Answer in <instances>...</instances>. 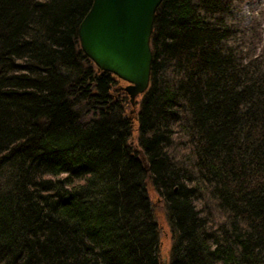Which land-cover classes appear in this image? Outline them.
Returning a JSON list of instances; mask_svg holds the SVG:
<instances>
[{
    "label": "trees",
    "instance_id": "1",
    "mask_svg": "<svg viewBox=\"0 0 264 264\" xmlns=\"http://www.w3.org/2000/svg\"><path fill=\"white\" fill-rule=\"evenodd\" d=\"M242 1L161 0L130 113L80 46L92 0H0V264H161L151 193L168 264H264V42Z\"/></svg>",
    "mask_w": 264,
    "mask_h": 264
},
{
    "label": "water",
    "instance_id": "2",
    "mask_svg": "<svg viewBox=\"0 0 264 264\" xmlns=\"http://www.w3.org/2000/svg\"><path fill=\"white\" fill-rule=\"evenodd\" d=\"M160 1L92 0L77 26L80 46L88 57L98 68L125 81L122 87L132 108L149 82L150 34Z\"/></svg>",
    "mask_w": 264,
    "mask_h": 264
},
{
    "label": "rangeland",
    "instance_id": "3",
    "mask_svg": "<svg viewBox=\"0 0 264 264\" xmlns=\"http://www.w3.org/2000/svg\"><path fill=\"white\" fill-rule=\"evenodd\" d=\"M236 17L240 21L241 25H244V29L247 30V34L253 32V28L260 31L259 41L254 44V46H260L264 42V0H243L239 10L236 12ZM135 106L132 108L131 104L128 105L130 113L135 110ZM132 109V110H131ZM133 138V143L135 146V138ZM153 195V207H154V217L157 221L158 226V251L160 260H163L165 264L169 263L170 260V248L173 244L174 237L173 231L171 230V223L168 218V213L166 207L159 196Z\"/></svg>",
    "mask_w": 264,
    "mask_h": 264
}]
</instances>
